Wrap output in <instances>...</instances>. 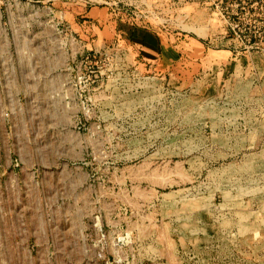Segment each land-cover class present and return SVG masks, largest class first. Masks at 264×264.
I'll return each mask as SVG.
<instances>
[{
    "label": "rangeland",
    "instance_id": "1",
    "mask_svg": "<svg viewBox=\"0 0 264 264\" xmlns=\"http://www.w3.org/2000/svg\"><path fill=\"white\" fill-rule=\"evenodd\" d=\"M77 1L0 0V264H264V0Z\"/></svg>",
    "mask_w": 264,
    "mask_h": 264
},
{
    "label": "crops",
    "instance_id": "2",
    "mask_svg": "<svg viewBox=\"0 0 264 264\" xmlns=\"http://www.w3.org/2000/svg\"><path fill=\"white\" fill-rule=\"evenodd\" d=\"M86 0L77 1L76 3L81 6H85ZM84 16V15H83ZM82 17V16H81ZM134 37L136 42L141 45L142 49L145 50L144 53H146L149 57L153 55L159 56L158 59L160 61H171L175 62L181 58L182 55L181 49L179 46L183 44H190L192 47H190V51L192 53H195L196 51H202L205 54H211V52L218 53L219 56L228 58V55H232V50L230 48H212L210 46L205 47L204 45H207L206 43L200 42L198 39L194 38L193 36L188 35H182V36H169L168 38L165 36H161L160 33L152 32L145 28H138L134 29ZM174 41L176 45H173L172 42ZM222 41V40H221ZM220 41V42H221ZM226 42H229L226 40ZM193 48V49H192ZM232 59V58H231Z\"/></svg>",
    "mask_w": 264,
    "mask_h": 264
},
{
    "label": "built area",
    "instance_id": "3",
    "mask_svg": "<svg viewBox=\"0 0 264 264\" xmlns=\"http://www.w3.org/2000/svg\"><path fill=\"white\" fill-rule=\"evenodd\" d=\"M221 3H222V0H219V1L218 0L217 1L214 0L213 5L215 4L216 7H218V5L221 4ZM100 264H108V263L107 262H103V263H100Z\"/></svg>",
    "mask_w": 264,
    "mask_h": 264
}]
</instances>
